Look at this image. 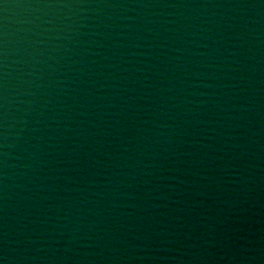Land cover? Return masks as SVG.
I'll list each match as a JSON object with an SVG mask.
<instances>
[{"label": "water", "instance_id": "obj_1", "mask_svg": "<svg viewBox=\"0 0 264 264\" xmlns=\"http://www.w3.org/2000/svg\"><path fill=\"white\" fill-rule=\"evenodd\" d=\"M0 264H264V0H0Z\"/></svg>", "mask_w": 264, "mask_h": 264}]
</instances>
